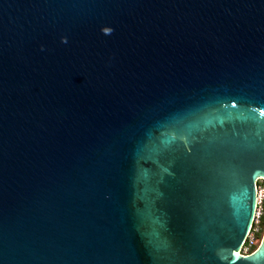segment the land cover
<instances>
[{"label": "water", "instance_id": "water-1", "mask_svg": "<svg viewBox=\"0 0 264 264\" xmlns=\"http://www.w3.org/2000/svg\"><path fill=\"white\" fill-rule=\"evenodd\" d=\"M264 0H0V264H264Z\"/></svg>", "mask_w": 264, "mask_h": 264}, {"label": "built area", "instance_id": "built-area-1", "mask_svg": "<svg viewBox=\"0 0 264 264\" xmlns=\"http://www.w3.org/2000/svg\"><path fill=\"white\" fill-rule=\"evenodd\" d=\"M260 181H264V180L259 179L257 181L256 206L254 211L253 222L240 248V253L243 255L254 251L256 247L259 245L262 237L261 236L259 239V235L262 231V219L264 216V183L261 184Z\"/></svg>", "mask_w": 264, "mask_h": 264}, {"label": "rangeland", "instance_id": "rangeland-1", "mask_svg": "<svg viewBox=\"0 0 264 264\" xmlns=\"http://www.w3.org/2000/svg\"><path fill=\"white\" fill-rule=\"evenodd\" d=\"M260 183L262 184V183H264V181H260ZM262 231H261V233H260V235H259V239H260V237H261V234H262V232H263V230H264V217H263V219H262Z\"/></svg>", "mask_w": 264, "mask_h": 264}, {"label": "trees", "instance_id": "trees-1", "mask_svg": "<svg viewBox=\"0 0 264 264\" xmlns=\"http://www.w3.org/2000/svg\"><path fill=\"white\" fill-rule=\"evenodd\" d=\"M264 217V216H263ZM263 228V227H262ZM263 232H264V230H263ZM263 232H262V234H263ZM262 234H261V236H262Z\"/></svg>", "mask_w": 264, "mask_h": 264}]
</instances>
